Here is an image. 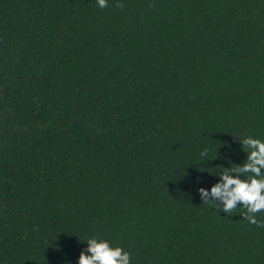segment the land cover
I'll return each instance as SVG.
<instances>
[{"label": "trees", "instance_id": "16d2710c", "mask_svg": "<svg viewBox=\"0 0 264 264\" xmlns=\"http://www.w3.org/2000/svg\"><path fill=\"white\" fill-rule=\"evenodd\" d=\"M248 136L264 0H0V264H78L93 237L133 264H264V228L199 195Z\"/></svg>", "mask_w": 264, "mask_h": 264}, {"label": "clouds", "instance_id": "9594fccd", "mask_svg": "<svg viewBox=\"0 0 264 264\" xmlns=\"http://www.w3.org/2000/svg\"><path fill=\"white\" fill-rule=\"evenodd\" d=\"M95 2L101 10L109 6V0ZM117 7L122 9L124 5L117 3ZM239 142L246 155L243 164L232 163L227 168L223 167L224 171L214 176L219 182L210 190L200 188L199 195L203 203L210 204L225 215L239 208L243 219L257 228H264V221L257 219L264 214V140L248 136ZM227 147L230 150V146ZM209 155V150L201 153L203 159ZM218 156L220 158L219 152ZM228 161L231 159L228 158ZM87 245V249L80 254L78 264H133L131 252L107 239L93 237L88 239Z\"/></svg>", "mask_w": 264, "mask_h": 264}]
</instances>
